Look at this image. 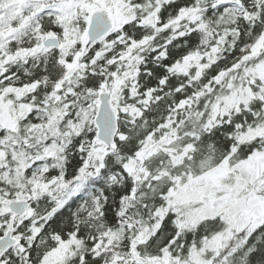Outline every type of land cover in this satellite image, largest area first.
<instances>
[{"label": "snow or ice", "instance_id": "snow-or-ice-1", "mask_svg": "<svg viewBox=\"0 0 264 264\" xmlns=\"http://www.w3.org/2000/svg\"><path fill=\"white\" fill-rule=\"evenodd\" d=\"M0 264H264V0H0Z\"/></svg>", "mask_w": 264, "mask_h": 264}]
</instances>
